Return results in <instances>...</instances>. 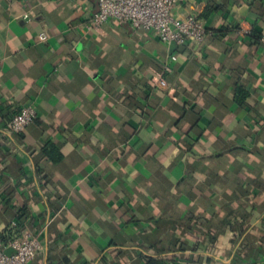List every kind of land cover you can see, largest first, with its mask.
I'll use <instances>...</instances> for the list:
<instances>
[{
  "label": "crops",
  "instance_id": "crops-1",
  "mask_svg": "<svg viewBox=\"0 0 264 264\" xmlns=\"http://www.w3.org/2000/svg\"><path fill=\"white\" fill-rule=\"evenodd\" d=\"M97 11L94 0H0L3 251L40 232L32 264H264V44L237 31L264 36V0H179L177 19L231 30L202 44L114 20L86 32ZM28 105L37 119L9 135ZM47 142L62 162L42 156ZM164 234L175 241L158 253Z\"/></svg>",
  "mask_w": 264,
  "mask_h": 264
},
{
  "label": "built area",
  "instance_id": "built-area-1",
  "mask_svg": "<svg viewBox=\"0 0 264 264\" xmlns=\"http://www.w3.org/2000/svg\"><path fill=\"white\" fill-rule=\"evenodd\" d=\"M73 3L91 0H70ZM98 11L85 22L86 32L98 31L107 21L114 20L120 24L129 23L137 30L152 32L164 44L185 45L188 42L202 44L211 34L204 19L198 13H191L184 19H177L174 15L179 0H94ZM29 16L26 15L27 19ZM242 37L251 34L250 29L237 30ZM49 38L47 31L37 37L40 42ZM264 44V36L261 39ZM168 65L164 73L169 72ZM156 85L160 89H167L168 83L163 74L159 75ZM37 119V111L33 105L21 108L14 113L7 122L9 135H19ZM17 223L11 229L15 230ZM41 233H26L22 239L12 237L10 244L16 249L12 255L3 251L4 241L0 237V264H32L37 253L42 249Z\"/></svg>",
  "mask_w": 264,
  "mask_h": 264
},
{
  "label": "trees",
  "instance_id": "trees-1",
  "mask_svg": "<svg viewBox=\"0 0 264 264\" xmlns=\"http://www.w3.org/2000/svg\"><path fill=\"white\" fill-rule=\"evenodd\" d=\"M210 31H211V34L209 35V38L220 37L221 35L225 36V35H228L229 33H231V30H228V29H221V30L210 29ZM247 37L251 38V40H253L256 44H259V43H261V39L263 36H261V35L258 36V35H256V33L251 32V34L248 35ZM240 40L242 41V39H240ZM249 96H250L249 91H247L246 89H244L240 86L237 87L235 99H236V102H238L240 104V106L245 105V101L247 100V98ZM19 110L20 109L16 110L15 113H17ZM7 122H6V128H7ZM22 135H23V133L16 135V136H18L20 138ZM42 156L47 157L48 159H50L51 161H53L55 163H60L63 161V154L61 152V149L59 147L55 146L52 142H47L45 144V146L42 149ZM228 218L229 217H227V219ZM16 228H18V224H17ZM12 230H10V232H12ZM165 235L166 234L162 235L154 243V246H155L154 248H155V250H157L158 253H164V252L170 250L171 249L170 245L172 244V241H175L174 237L172 239H165ZM213 235H215L214 232L210 233V235L209 234L204 235V240L206 241L207 239H210V237H212ZM179 249L182 250L181 248H179ZM144 251H145V248L142 246H139L136 254L138 255V257H140L143 255ZM140 264H165V263L163 261L157 259V258H149L147 261H145L143 263L140 262Z\"/></svg>",
  "mask_w": 264,
  "mask_h": 264
}]
</instances>
